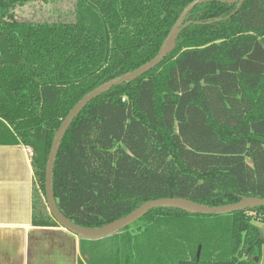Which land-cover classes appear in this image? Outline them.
<instances>
[{"label": "trees", "instance_id": "16d2710c", "mask_svg": "<svg viewBox=\"0 0 264 264\" xmlns=\"http://www.w3.org/2000/svg\"><path fill=\"white\" fill-rule=\"evenodd\" d=\"M35 0H0V146L31 150L35 226L62 120L87 93L153 59L194 0H75L70 22L18 20ZM197 5L175 49L88 103L59 146L61 214L97 230L140 205L208 207L264 198V0ZM264 207L227 215L149 211L117 234L79 239L84 264H259ZM79 260L78 264H81Z\"/></svg>", "mask_w": 264, "mask_h": 264}, {"label": "crops", "instance_id": "0c3cea01", "mask_svg": "<svg viewBox=\"0 0 264 264\" xmlns=\"http://www.w3.org/2000/svg\"><path fill=\"white\" fill-rule=\"evenodd\" d=\"M31 156L21 145L0 146V264H78V237L33 224Z\"/></svg>", "mask_w": 264, "mask_h": 264}, {"label": "water", "instance_id": "95a60500", "mask_svg": "<svg viewBox=\"0 0 264 264\" xmlns=\"http://www.w3.org/2000/svg\"><path fill=\"white\" fill-rule=\"evenodd\" d=\"M245 0H194L189 3L184 10L181 12L177 21L170 29L166 39L162 43L157 55L151 59L149 62L140 66L139 68L125 73L119 77L109 80L100 86L96 87L86 95H84L69 111L67 116L62 120L58 130L56 131L54 138L52 140L51 148L48 154L46 167H45V205L49 215L57 223V225L64 230L68 231L72 235L78 237L79 239L86 240H97L108 236L119 233L124 228L132 225L140 218L145 216L149 211L164 208V209H178L192 215H227L234 212L245 211L247 209H254L259 207H264V198H251L242 197L239 202L235 204H229L220 207H208L205 205H200L192 201L179 199V198H163L158 200L148 201L130 214L125 217L114 221L103 228L97 230H87L81 228L68 219H66L57 207V203L54 197L53 190V170L55 159L59 150L60 143L66 131L70 127L74 119L79 115V113L85 108V106L92 100L98 98L100 95L109 92L113 87L120 86L122 84L130 83L143 76L150 70L154 69L159 65L174 49L176 45V40L180 32L189 25V22L183 24L188 14L197 5H202L209 2H219L225 4H236V9L231 13L230 16L234 15L236 11L241 7Z\"/></svg>", "mask_w": 264, "mask_h": 264}, {"label": "rangeland", "instance_id": "374dc122", "mask_svg": "<svg viewBox=\"0 0 264 264\" xmlns=\"http://www.w3.org/2000/svg\"><path fill=\"white\" fill-rule=\"evenodd\" d=\"M75 0H35L16 10L18 20L34 23L70 22L74 19ZM261 238H264V223H255ZM81 264L84 261L81 260ZM264 264V245L261 248L260 263Z\"/></svg>", "mask_w": 264, "mask_h": 264}]
</instances>
